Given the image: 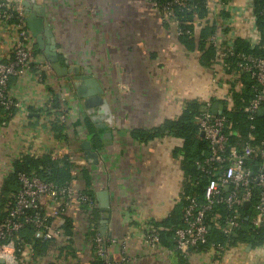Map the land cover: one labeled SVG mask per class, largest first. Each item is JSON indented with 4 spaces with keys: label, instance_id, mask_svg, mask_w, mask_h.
Here are the masks:
<instances>
[{
    "label": "crops",
    "instance_id": "0c3cea01",
    "mask_svg": "<svg viewBox=\"0 0 264 264\" xmlns=\"http://www.w3.org/2000/svg\"><path fill=\"white\" fill-rule=\"evenodd\" d=\"M15 1L21 2L25 11V4L31 2ZM218 1L231 16L226 31L235 38L253 39L251 0ZM35 2L45 12L61 63L79 66L82 73H92L100 81L115 118L107 128L113 132L112 143L107 144L68 78L59 76L51 66L28 27L26 11L35 63L10 80L9 93L18 106L8 121H0V188L17 158L50 153L55 158L68 155L75 162L78 188L94 198L92 206L74 202L66 214L74 224L69 254L62 251L68 242L61 227L63 218L53 216L59 229L51 239L55 244L35 262L30 244H26L27 264H93L94 238L97 233L104 235L103 226L109 241L107 264H120L124 256L126 264H264V243L250 249V243L239 241L224 251L192 248L180 254L151 236L153 230L164 228L162 221L172 212L182 210L179 204L186 175L178 148L183 140L166 131L141 141L131 132L157 128L177 118L193 98L203 102L213 97L214 103L225 106V98L214 97L217 93L227 95L220 66L202 64L200 53L184 47L174 24L164 22L148 0ZM208 17L214 19L212 14ZM45 39V44H50V37ZM19 41L14 24L0 21V60L11 58ZM54 97L65 109L67 138L58 137L53 129ZM86 140L97 152L98 164L90 163L96 158H86L82 148ZM262 164L260 156L254 164L247 161L246 166L253 173ZM84 168L90 175L89 184ZM225 189L230 190L228 186ZM42 206L43 212L52 215L54 203L45 199Z\"/></svg>",
    "mask_w": 264,
    "mask_h": 264
},
{
    "label": "built area",
    "instance_id": "2783aa9c",
    "mask_svg": "<svg viewBox=\"0 0 264 264\" xmlns=\"http://www.w3.org/2000/svg\"><path fill=\"white\" fill-rule=\"evenodd\" d=\"M152 9L162 16L164 22L174 24L176 36L183 34H192L190 28L182 25L177 17L175 7L181 10H191L193 4L189 0H148ZM218 0H205L209 14L214 15V19L207 17L204 21H216L217 28L209 37V43L213 45L217 54L213 65L217 64L222 70V77L226 79V93L221 96L219 93L214 97L231 99L229 92L231 85L236 88L241 87V75H247L252 80V89L254 96L248 105L250 118L253 119L261 107H264V54L255 52H240L235 66H231L228 57L234 55V40L226 29H230L231 16L219 18ZM253 6V0H251ZM213 6V7H212ZM219 7V8H217ZM216 9L215 11H212ZM264 14V10H263ZM15 18L14 26L18 29L20 41L15 46L11 58L0 60V105L5 109L18 106V102L9 93V84L13 76L22 74L25 70L32 67L34 60V51L29 29L26 24V11L21 2L15 0H0V21H10ZM222 19V20H220ZM220 20V21H219ZM251 21L254 28V38L249 39L251 46L262 45V35L257 26V18L253 12ZM264 46V44L262 45ZM233 67V69H232ZM218 91V90H217ZM222 90L218 91L221 92ZM219 95V96H218ZM215 98L204 101L203 110L199 118L201 131H204V137L210 145V154L204 161L203 170L209 176H212L205 188V202L200 203L196 195L188 196L187 204L183 208V223L174 231V250L180 254H186L192 248H197L208 243L209 226L207 223V211L211 210L217 202H224L228 207L244 204L250 201L253 204L255 213L252 217V223L260 226L264 222V140L256 146L246 143L242 149L232 146L226 150L228 140L225 128L227 117L222 114H216L212 111ZM220 101V100H217ZM225 108V106H224ZM63 121L66 120L65 114L60 115ZM262 157V166L252 173L246 166L247 161L255 163L257 157ZM78 169H72V179L63 186H58L52 181H47L35 174L20 172L18 174L21 183L15 203L10 209L7 217L0 223V258L5 259L4 264H27L25 259V250L20 255L16 253L15 234L25 225L32 224L36 228V235L44 239H52L59 234V229L53 221V216L61 218L69 212L74 202L86 203L90 206L94 204V198L87 192L80 190L76 183ZM255 182L259 187L258 198L252 202L253 187ZM230 190L227 192L225 187ZM226 192V193H225ZM48 199L54 203L52 215L43 212L42 203ZM239 213L226 219L221 225L222 231L226 235L240 226ZM152 240H159V232L153 230ZM107 241L105 235L97 233L94 238L95 247L99 256L108 262ZM12 249L11 253L6 252V248ZM210 248L224 251L228 248L226 244L212 243ZM125 256L120 264H126Z\"/></svg>",
    "mask_w": 264,
    "mask_h": 264
},
{
    "label": "trees",
    "instance_id": "16d2710c",
    "mask_svg": "<svg viewBox=\"0 0 264 264\" xmlns=\"http://www.w3.org/2000/svg\"><path fill=\"white\" fill-rule=\"evenodd\" d=\"M225 2L228 0H224ZM193 8L191 10H181L175 7L177 17L181 24L190 28L192 34H183L179 36L181 43L187 50L198 51L201 55V63L206 66H212L217 54L216 48L209 43V37L217 28L216 21H204L209 14L205 0H189ZM264 0H253V12L257 18V26L262 35V45L264 44ZM219 16L227 17L229 14L225 8L218 11ZM15 23V18L10 20ZM252 47L246 38L236 37L234 40V55L228 57L231 66H235L240 52H255L264 54V46ZM232 67V69H233ZM242 85L240 88L234 87L232 84L229 92L230 100L225 103L224 115L227 117V125L225 133L228 140L226 150L232 146L242 149L243 145L250 143L253 146L259 145L264 140V114H255L253 119L250 118L248 105L254 96L252 89V80L247 75H241ZM204 106V101L193 98L190 99L181 114L172 120H167L160 127L152 129L135 128L132 130L133 137L148 141L164 132L171 133L173 136L181 138L183 144L178 148V152L182 153V169L186 175L184 184V192L180 202L181 209L172 212L169 217L162 221L164 227L159 231V240L168 247H174V231L183 223V208L187 204V198L196 195L200 203L205 202L204 192L209 180L212 176L206 174L203 170L204 161L210 154V145L204 136H201L199 118ZM52 107L55 110V119L53 121V129L60 138H67L65 132L66 120L63 121L60 114H65L62 103L58 97L52 100ZM16 112V107L5 109L0 105V121H8ZM88 126L90 122L87 121ZM75 162L71 161L66 155L62 158H55L52 154L46 153L35 156L24 154L13 162V169L3 179L0 188V223L7 217L10 209L13 207L17 194L21 189V183L18 178L20 172L35 174L40 178L52 181L58 186L67 184L72 179V169ZM84 178L87 184L90 183L89 172L84 168ZM253 197L252 202L258 198L259 187L255 182L252 184ZM226 193V192H225ZM181 210V211H180ZM239 213L240 226L237 227L232 234L226 235L221 225L227 218ZM255 213L253 204L248 208L244 204L228 207L224 202H217L211 210L207 211L206 219L209 226L208 243L199 246V249L210 248L212 243L226 244L231 246L239 241L251 243L253 246H259L264 243V222L260 226L252 223V217ZM63 227L65 235L68 236L67 244L62 246V251L66 254L70 253L72 247L73 220L67 215H63ZM90 232L95 233L90 230ZM236 233V235H235ZM15 247L17 255H20L23 247L30 244L33 261L47 254L55 244L54 240L44 239L36 235V228L32 224H25L15 234ZM109 241H107V244ZM96 248V247H95ZM1 264V263H0ZM41 264V263H38ZM52 264V263H50ZM93 264H107V261L99 256L96 249Z\"/></svg>",
    "mask_w": 264,
    "mask_h": 264
},
{
    "label": "water",
    "instance_id": "95a60500",
    "mask_svg": "<svg viewBox=\"0 0 264 264\" xmlns=\"http://www.w3.org/2000/svg\"><path fill=\"white\" fill-rule=\"evenodd\" d=\"M31 0L25 4L26 11L29 13L27 17V23L33 35L37 38V41L41 48H43L46 57L48 58L51 66L59 76H65L68 78V82L74 90L77 96L81 100L83 108L86 110L92 122L96 125L99 132L102 133L103 139L107 144L112 143L113 132L107 130L112 124H114L115 114L112 112L110 102L107 98L106 91L101 86L100 81L92 73H82L79 66L63 65L56 52L55 38L51 35V28L49 27L45 12L42 10L39 4ZM48 24V25H47ZM46 37H50V44H45ZM212 111L216 114L224 113V104L221 102H215L212 106ZM259 114H264V107L258 110ZM201 136H204V131H201ZM82 148L85 150L86 158L94 157L96 159L91 160V164H98V154L92 150V144L89 140L84 141ZM251 205L250 201H246L244 206L248 208ZM107 227L103 226L102 232L105 235ZM236 235V233H235ZM253 245L250 243L251 249ZM0 263L4 264L5 259L0 258Z\"/></svg>",
    "mask_w": 264,
    "mask_h": 264
},
{
    "label": "clouds",
    "instance_id": "9594fccd",
    "mask_svg": "<svg viewBox=\"0 0 264 264\" xmlns=\"http://www.w3.org/2000/svg\"><path fill=\"white\" fill-rule=\"evenodd\" d=\"M12 249L10 247L6 248V252L11 253ZM2 255V254H0Z\"/></svg>",
    "mask_w": 264,
    "mask_h": 264
}]
</instances>
